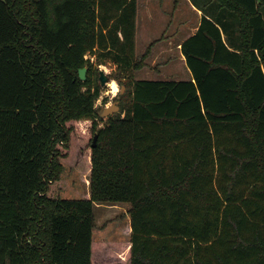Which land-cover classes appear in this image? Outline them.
<instances>
[{"label":"trees","instance_id":"trees-1","mask_svg":"<svg viewBox=\"0 0 264 264\" xmlns=\"http://www.w3.org/2000/svg\"><path fill=\"white\" fill-rule=\"evenodd\" d=\"M191 1L172 80L134 77L137 0H0V264H264V0ZM108 61L126 89L100 126ZM83 119L91 195L54 196ZM117 202L130 240H95Z\"/></svg>","mask_w":264,"mask_h":264},{"label":"crops","instance_id":"crops-1","mask_svg":"<svg viewBox=\"0 0 264 264\" xmlns=\"http://www.w3.org/2000/svg\"><path fill=\"white\" fill-rule=\"evenodd\" d=\"M137 2L135 56L138 61L143 60V64L135 69V79H193L192 71L182 52V43L198 31L203 11L191 0H137ZM90 195L89 186L85 196ZM121 203L123 202L113 205L115 209H123L126 212L124 222L118 223L113 233L108 228L97 233L96 224L93 233L95 240L123 242L130 240L131 203L127 202L130 204L129 209L120 205ZM110 204L96 203L95 206L110 208Z\"/></svg>","mask_w":264,"mask_h":264},{"label":"rangeland","instance_id":"rangeland-1","mask_svg":"<svg viewBox=\"0 0 264 264\" xmlns=\"http://www.w3.org/2000/svg\"><path fill=\"white\" fill-rule=\"evenodd\" d=\"M87 57H90L91 60L93 61L96 60L95 55H92L90 53H88ZM98 68L100 70H104L106 74H109L115 68V64L112 61H108L106 63L98 64ZM109 83L102 86L101 96L96 102V105L99 107L100 112L105 106L110 105L111 103L116 101L117 100L116 96L121 91V85L117 82L120 91L116 94V96H112L110 89L108 87ZM107 121H108V117H103V119L99 120V125L104 126L107 123ZM91 122L92 121L89 119H83L68 123L72 128L71 142H70L71 146L66 155L67 158L63 159L64 170L62 172L61 178L52 184L51 187L52 195L66 197V198L86 197L85 195L88 192L90 186L89 173L87 169L84 167V165L81 162L79 163V161L82 160L80 153L81 152L85 153L87 150H89L92 143L93 132L91 129ZM85 129L86 131H84ZM75 143L77 144L78 152L74 153L72 144L76 146ZM110 205H111L110 208L97 207V206H95L94 208V213L97 222L96 223L97 233L102 232V230H105L107 228L109 229L110 232L113 233L117 229V224L120 222L123 223L125 220L126 212L123 209H115L114 208L115 205H113L112 203ZM120 205L122 206L124 205L126 209H129L130 204L127 202H123Z\"/></svg>","mask_w":264,"mask_h":264},{"label":"water","instance_id":"water-1","mask_svg":"<svg viewBox=\"0 0 264 264\" xmlns=\"http://www.w3.org/2000/svg\"><path fill=\"white\" fill-rule=\"evenodd\" d=\"M86 72H87V67H83L79 70L80 76L82 79H86ZM112 79L110 78L109 74H106L104 70H100V83L101 85H105L109 83ZM126 89V86H122L121 92L124 93ZM120 109L119 106V100L114 101L110 105L105 106L102 111H101V116L106 117L109 116L115 112H118ZM97 139H98V134L96 133L93 138V146H96L97 144Z\"/></svg>","mask_w":264,"mask_h":264},{"label":"clouds","instance_id":"clouds-1","mask_svg":"<svg viewBox=\"0 0 264 264\" xmlns=\"http://www.w3.org/2000/svg\"><path fill=\"white\" fill-rule=\"evenodd\" d=\"M108 87L112 96H116V94L120 91V88L115 80L111 81ZM84 131H86V129Z\"/></svg>","mask_w":264,"mask_h":264},{"label":"bare ground","instance_id":"bare-ground-1","mask_svg":"<svg viewBox=\"0 0 264 264\" xmlns=\"http://www.w3.org/2000/svg\"><path fill=\"white\" fill-rule=\"evenodd\" d=\"M112 81H113V80H112ZM110 83H111V82H110ZM110 83H109V84H110Z\"/></svg>","mask_w":264,"mask_h":264},{"label":"flooded vegetation","instance_id":"flooded-vegetation-1","mask_svg":"<svg viewBox=\"0 0 264 264\" xmlns=\"http://www.w3.org/2000/svg\"><path fill=\"white\" fill-rule=\"evenodd\" d=\"M107 117V116H106Z\"/></svg>","mask_w":264,"mask_h":264}]
</instances>
